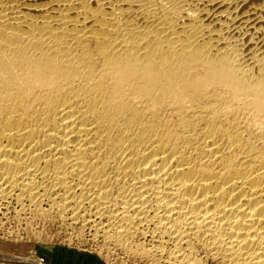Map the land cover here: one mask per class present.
<instances>
[{
    "label": "bare ground",
    "instance_id": "6f19581e",
    "mask_svg": "<svg viewBox=\"0 0 264 264\" xmlns=\"http://www.w3.org/2000/svg\"><path fill=\"white\" fill-rule=\"evenodd\" d=\"M12 209L155 264H264V0H0Z\"/></svg>",
    "mask_w": 264,
    "mask_h": 264
},
{
    "label": "rangeland",
    "instance_id": "374dc122",
    "mask_svg": "<svg viewBox=\"0 0 264 264\" xmlns=\"http://www.w3.org/2000/svg\"><path fill=\"white\" fill-rule=\"evenodd\" d=\"M30 214L28 212L27 215H18V212L15 213L13 209L0 213V263H156L151 257L145 259L141 255L122 251V248L116 247L115 243L108 242L109 240L105 242L102 234H100L102 237L99 234L96 236L97 232L92 225L74 224L69 218H66L67 221L64 222L62 221L63 218L61 220L54 213L49 218L47 217V220L39 216H35L37 217L35 218L34 215L31 214V216ZM142 242L146 244V247H150L148 241L142 240Z\"/></svg>",
    "mask_w": 264,
    "mask_h": 264
}]
</instances>
